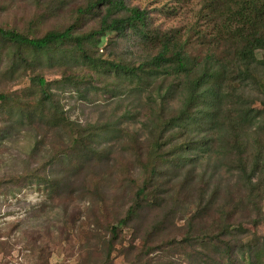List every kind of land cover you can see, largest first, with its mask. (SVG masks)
<instances>
[{"label":"trees","instance_id":"1","mask_svg":"<svg viewBox=\"0 0 264 264\" xmlns=\"http://www.w3.org/2000/svg\"><path fill=\"white\" fill-rule=\"evenodd\" d=\"M201 13H210L211 20L221 21L214 25L211 33L215 36L212 34L206 43L208 33L196 26L186 32L152 26L149 12L131 5L129 0H86L72 9L71 23L41 37L0 27V40L18 51L15 57L24 50L49 54L71 46L89 71L113 77L115 86L125 85L118 94L108 90L112 97L126 95L142 100L145 95L148 111L143 125L148 136L139 140L135 133L132 146L126 148L134 154L133 166L138 171L131 180L135 188L131 204L122 217L105 219L104 230L109 237L102 236L80 264H114L112 254L121 244L123 229L131 228L134 222L133 231L142 230L141 246L129 243V264H174L164 260L173 250L181 251L193 264H264V235L256 232L252 236L250 227L244 226L246 222L258 229L264 222V109L252 110L246 100L253 89L264 95V60L256 56L258 50L264 51V0H206ZM86 20L94 22V27L83 32ZM195 35L197 42L193 41ZM195 44L208 47L207 54L195 56L190 51ZM93 46L101 51L97 57L91 55ZM44 77L30 76L29 87L21 95L0 94V109L10 116V121L3 118L10 123L0 131L5 137L13 131L34 134L31 157L42 138L49 132L55 135L58 141L51 146V154L23 176L42 182L55 201L67 190L77 189L71 187L73 179L76 181L88 165L97 168L102 181L116 174L109 148L93 147L114 127L110 122L86 127L69 122L51 88L54 82ZM73 83L69 79L63 89L77 91L82 97ZM233 97L230 113L226 103ZM174 99L177 108L170 106ZM261 103L264 105V99ZM194 126L204 129L194 131ZM38 130H42L40 140ZM204 130L217 134L215 138L207 137ZM177 136H183V141L175 142ZM201 155L213 159L216 167L225 166L235 178L225 185L219 181L209 188L203 185L195 212L180 228L173 223L180 203L176 198L192 187L188 181L196 177L187 171L180 187H168L159 178H164V168L178 176L194 166ZM72 165L79 166L71 171ZM206 172H202L200 181L205 180ZM95 184V193L103 194L101 181ZM70 208L65 206L66 215L73 212ZM148 210L158 212L144 226L142 214ZM156 251L165 255L156 260L149 258Z\"/></svg>","mask_w":264,"mask_h":264},{"label":"rangeland","instance_id":"2","mask_svg":"<svg viewBox=\"0 0 264 264\" xmlns=\"http://www.w3.org/2000/svg\"><path fill=\"white\" fill-rule=\"evenodd\" d=\"M84 1L86 0H0V27L41 37L50 30L62 28L71 23L72 9L83 4ZM205 1L129 0L131 5L149 12L152 26H159L162 29L179 28L183 32L196 26L208 33L207 39H204L206 43L213 34L211 32L214 25L216 27L221 21L211 20L210 13H201ZM93 27L94 22L89 20L82 24L83 32ZM196 36L193 37L194 42L198 40ZM2 41L0 40V94L13 97L21 95V91L29 87L30 76L41 74L48 82H54L51 88L69 122L85 127L110 122L114 127L112 133L109 132V135L98 138L93 147L109 148L110 163L116 174L102 181V175L97 168L93 170L88 165L76 181L73 179L74 185L71 187L77 189L67 190L60 200L57 198L55 201L51 200L48 189L42 182H38L34 177L23 178L28 171L39 167L42 157L47 159V156L51 154V146L58 141L55 135L49 132L50 134L42 138V130H38L40 137L38 136L37 140L42 138L43 142L38 145L34 157H31L30 149L36 143L34 134L27 130L18 133L13 131L11 135L5 137L0 131V183H2L0 184V264H46L47 261V264H80L88 259L94 244L100 243L102 236L109 237L104 230L107 223L105 219L113 220L116 217H122L125 209L131 204L132 190L135 189L131 180L136 178L135 173L138 171L133 166L134 154L126 148L132 146L131 137L135 133L139 134V140H144L148 136V130L143 125L147 122L145 117L148 111V107L145 106V95L142 100L135 97L132 99L126 95H120L121 98L112 97L108 90L112 92L111 89H113V93L118 94V91H123L125 85L116 84L115 86L111 81L113 77H109L106 73L89 71L82 59H78L71 46L58 48L49 54H36L33 51L24 50L20 53L25 57L22 61L21 57L19 58L20 55L15 57L18 51L12 46H6ZM223 47V44L220 45L219 51ZM190 51L195 56L198 53L204 56L208 52V47L200 48L195 44L190 47ZM90 52L94 57L101 53L94 46L91 47ZM256 56L264 60V51L258 50ZM11 71L15 72L12 74ZM69 79L75 82L74 86L79 87L82 97L77 91L63 89ZM58 81H64V83L58 84ZM261 99H264V95L253 89L250 90L246 100L252 110H263L264 105ZM233 102L234 97L226 103L230 110L234 106ZM178 105L177 99L170 102L173 108H177ZM8 108L10 109V106ZM3 112L4 110L0 109V130L10 123L5 121H10L7 118L10 116ZM230 113L233 111L231 110ZM204 126H200V129L194 126L193 130L200 131L204 129ZM122 130L123 134H121ZM204 131L207 137L215 138L217 134L214 130L207 133L206 130ZM177 137L175 142L183 141V136ZM65 138L68 139V137ZM123 149L126 152H123ZM70 157L74 158L73 154ZM206 158L201 155L194 166H188L178 176H175L176 174H173L171 170L167 173L168 168L163 169L166 175L163 173L164 178L159 180L166 182L168 187L173 185L180 187V182L183 183L187 178V171L191 176L196 177L188 181L192 187L185 189L179 199L176 198L177 201L180 200V203L173 221L174 226L182 228L186 220L195 212L203 185L209 188V185L212 187L218 181L221 185L234 181L235 177L227 172L225 166L216 167L213 159L209 161ZM78 166L72 165L71 171ZM203 171H207L204 177L206 181L199 179ZM94 176H96L95 180ZM99 181L102 183L103 194L95 193L94 190L95 183ZM101 200L104 202L101 203ZM66 205H70V210H73L68 215L65 214ZM261 208L263 214L261 217L264 218V203ZM157 212L158 210H148L142 214L146 223L144 226L150 224ZM252 214L255 216L254 212ZM136 224L134 222L132 227ZM244 226L250 227L252 236L256 232L264 235V222L258 229L249 226L246 222ZM132 227L123 229L119 239L121 244H117L112 254L114 264L131 262L129 260L131 252H126L131 241L136 246H141L142 230L135 232ZM178 240H181L180 235ZM194 248L202 250L199 246ZM164 255L161 251H156L151 253L149 258L156 260ZM164 260H171L174 264L194 263L177 250H173Z\"/></svg>","mask_w":264,"mask_h":264}]
</instances>
